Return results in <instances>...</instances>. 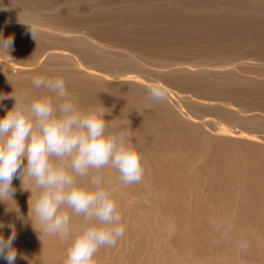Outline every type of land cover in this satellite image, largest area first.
I'll return each instance as SVG.
<instances>
[{"label": "bare ground", "instance_id": "bare-ground-1", "mask_svg": "<svg viewBox=\"0 0 264 264\" xmlns=\"http://www.w3.org/2000/svg\"><path fill=\"white\" fill-rule=\"evenodd\" d=\"M24 1L34 2L36 6L33 3L35 7L23 9L17 5L20 2L18 0L8 2L11 4H6L7 6H0V38H13L12 49L7 51L0 48V51L3 50L0 52V94L9 97L0 101V118L15 104L11 94L22 103L51 95L45 89H35L32 85L33 77L59 76L65 80L71 98L80 107L106 108L104 110L109 112L104 119L112 121L110 123H115L119 131L130 136L131 142L143 156L144 177L138 184H120L119 174L111 168L101 172L106 186L113 190L114 198L124 216L126 234L116 247L100 249L95 257L96 264H264V133L257 134L253 130L254 127L264 126L262 111L247 114V111L243 113L242 107L243 110L212 97H194L188 92H176L161 81L140 74V69L148 70L151 66L137 53L101 44L90 35L75 29L77 23L81 22L83 25L82 22H85L87 25H84L91 26L94 20L91 21V16L81 17L77 14L106 11L112 14L111 20L118 19L113 22V29L121 34L126 31L130 33V22L133 20L129 18L131 21L128 24L122 21H128L124 17L119 20V16L113 13L124 11L133 12L132 14L135 12L136 15L141 12V15L145 12L148 14L137 15V20L133 18L135 15H131V18L136 20L133 22L134 26L136 22L140 24V30L141 24L145 26L144 30L149 28L145 31L146 34H142H149L155 50L162 48L166 38H176L181 33L180 29L185 26H193L199 31L201 26V34L202 29L206 30L205 34L211 37V41L212 38L214 40L207 43L209 46L216 45L217 41L225 45L238 39L241 41L240 36H244L243 42L248 44L252 37H261L263 40L264 0ZM187 4L192 5H189L190 9L185 6ZM206 19L216 25L214 33H210V22H202ZM238 21V28L243 26L244 29L247 28V32L241 34L238 28L239 32H235L236 29L230 32L227 26L233 27ZM95 22L97 24V20ZM201 22L210 27L209 33L208 27L203 28ZM153 26L157 28V32ZM135 27L137 30L138 27ZM217 27H227L229 31L225 32L226 29H223V32ZM132 28L135 29L133 26ZM151 28L155 35H152ZM164 29L179 31L177 35H173V32L166 37L165 32H162ZM185 31L187 28L184 33ZM188 32L191 30L186 35ZM195 33L193 35L197 34ZM184 35L181 36L185 41ZM193 35L188 37L192 36L193 40ZM172 39L167 41L173 42ZM199 39L200 42L202 39ZM256 39L254 42L258 41ZM179 40L181 41L180 37ZM138 41L137 43L142 42ZM58 42L63 46H57ZM175 42L177 44L176 40ZM243 42L241 41L242 45ZM173 43V46L176 45ZM189 43L195 46L194 43ZM217 45L215 47H219L218 43ZM223 46L220 50H213L216 54H210V50L205 52L204 47V50L200 48L204 53L199 64L166 69L153 67L152 71L160 73L171 83L182 87L190 86L196 91L208 92L209 89L206 88L213 82L219 95L231 96L246 106L257 104L260 109L263 108L264 77L243 75L235 69V65V68L230 67L231 64L212 65L218 61L217 58H222L218 62H229V55L225 56L229 51L223 50ZM164 47L162 49L165 53ZM174 47L172 51L176 48ZM188 49L190 48L187 51ZM171 50L166 53L176 51ZM184 50L185 47L181 49ZM76 55H80L84 62ZM89 57L96 58V62ZM90 62L102 63L104 67L94 66ZM241 63L244 66L253 64L249 60H242ZM112 64L124 70L110 72L107 67L110 68ZM157 85L166 92L163 102L149 99L148 90ZM213 91L215 92L212 88ZM210 92L211 90L208 93L211 94ZM184 106L193 113L186 112ZM204 108L219 117L241 122V125L243 123V128L245 125H248L247 128L251 127L249 130L234 129L212 115L197 114ZM13 186L16 188L13 200L8 198L0 202V224L4 225L0 228V235L7 238L12 231H16L14 246L19 253L16 264H64L68 242L34 229L39 228V224L35 223L34 214L29 212L28 202L30 197L34 202L39 190L30 180L25 183L24 188L31 189L32 193L23 188L20 179H14ZM80 219L73 217V224H78ZM213 219L229 230L227 238L215 246L212 242L219 241L221 236L210 225ZM241 241L249 245L246 253L239 252L238 244ZM0 264H5V261L0 260Z\"/></svg>", "mask_w": 264, "mask_h": 264}, {"label": "clouds", "instance_id": "clouds-1", "mask_svg": "<svg viewBox=\"0 0 264 264\" xmlns=\"http://www.w3.org/2000/svg\"><path fill=\"white\" fill-rule=\"evenodd\" d=\"M12 47L13 38H0V48ZM32 85L51 95L22 103L11 94L15 104L0 118V202L13 200L14 179L22 180L23 188L32 181L39 190L34 202L31 197L28 202L39 224L34 229L68 242L64 264H96L100 249L116 247L126 234L124 216L101 172L111 168L120 184H138L144 177L143 156L130 136L104 119L106 108L80 107L62 77L35 76ZM148 91L153 101L166 99L158 85ZM7 98L0 94V101ZM73 217L80 222L74 225ZM210 225L221 236L212 242L215 246L229 230L215 219ZM16 239V231L7 238L0 235V260L5 264H16ZM248 248L247 242L238 244L240 253Z\"/></svg>", "mask_w": 264, "mask_h": 264}, {"label": "rangeland", "instance_id": "rangeland-1", "mask_svg": "<svg viewBox=\"0 0 264 264\" xmlns=\"http://www.w3.org/2000/svg\"><path fill=\"white\" fill-rule=\"evenodd\" d=\"M5 1V2H4ZM15 1H17V0H15ZM20 1V2H19ZM23 1L24 0H18V2H19V4H17V5H19L21 8H25V9H27V8H33V7H35L36 6V3H34V2H31V1H24V3H23ZM56 1H58V0H56ZM8 2H13V0H0V3H2V4H0V6H7L6 4H11V3H8ZM17 2V3H18ZM25 2H27V3H25ZM4 3V4H3ZM23 3V4H22ZM33 3L35 4V6L33 5ZM183 3V2H182ZM186 3H188V2H184L183 4H186ZM30 4V5H29ZM190 6H192L191 4H189ZM188 4L187 5H185V6H189ZM30 6V7H29ZM32 6V7H31ZM190 6L188 7L189 9H190ZM124 11H122V12H120L119 13V11H118V13H116V12H111V13H113V14H117L119 17V20H121L122 18L121 17H124L126 20H128V21H125V20H123L122 19V21H124V22H126V23H128V22H130L131 20H133L132 22H130L131 24H130V26H131V29H129V31H133L134 30V33L132 32H130V33H128V31H126L125 32V34L124 33H120V32H117V30L116 29H113V27H114V23L113 22H116L117 20L115 19V21L112 19H110V17L112 16V14H110V13H108V12H106V11H102V12H96V11H91V12H82V13H80V14H77V15H79V16H81V17H89V16H91L92 18H91V21H92V19H94L95 21L97 20V24H96V22L93 20L92 21V24H91V26L90 25H88V26H86L87 24L85 23V22H82L83 23V25H84V23L86 24V25H82V24H80V23H77L78 25L80 24V26H78L77 24L75 25L76 26V28L75 29H77L78 31L80 30V32H84V33H86V34H88V35H90L92 38H94L96 41H99L101 44H104V45H110V46H115V47H118V48H122V49H124V50H130V51H132V52H134V53H137L138 55H140V57L142 58V60H145L150 66H151V68L150 69H140V71H139V73L140 74H142V75H144V76H148V77H150L151 79L153 78V79H157V80H159V81H161L162 83H164V84H166L167 86H169L171 89H173L174 91H176V92H179V93H187L188 92V94H191V95H193L194 97H199V95L200 96H202V97H209V98H215V100H217V101H223L225 104L226 103H231V104H233L234 106H236L238 109H240L241 107L245 110H243L242 108H241V110H243V113L245 112V113H247V114H256V112H260L261 113V111H262V113L264 114V107L262 108L261 107V109H260V106L259 105H257V104H252V105H245V104H241V103H239V102H237L235 99H233L231 96H228V95H225V94H221V95H219V92H218V90L217 89H215L216 88V86L214 85V83L212 82L211 84L209 83V85H208V87L206 88L207 90L209 89V91L211 90V94H209L207 91H196V89H194L193 87L191 88L190 86H185V87H182L181 85H179V84H176V83H171L170 81H168L163 75H160V73L158 74H156V71L155 70H153L152 71V68L154 67V68H159V69H166V67L167 68H169V67H172V66H178V65H189V64H199V63H201V58L203 57V53H202V51L204 50L205 52H207V51H209V53L211 54H213L214 52H215V54H216V51H213V50H220V48H221V46L222 45H224L223 46V50L225 49H227V51H229L230 52V54H232V55H230L229 54V52L227 53L226 51H224V53L226 54L225 56H228L229 55V60L228 59H225V60H228L229 62L227 63V62H218L219 60L221 61V59H218L217 58V62H213L212 63V65L213 64H215V65H224L225 63L226 64H231V65H229L230 67H232L233 66V68H235L239 73H241V74H243V75H247V76H252V77H255V78H262L263 79V77H264V35H263V37H262V39L263 40H261V37H260V39H256V40H258L257 42H254V38L252 37V41L250 42L249 41V43L247 44L246 43V41L245 42H243L244 40H245V38H241V36H240V39H241V41L243 42V44L244 45H242L241 44V41L238 39L236 42H232V43H226L227 45H225V43H222V42H218L217 41V39H216V41H217V43L219 44V47H215V46H218L217 45V43H216V45L215 44H210V46L209 45H207V43H212V41L214 42V40H213V38H212V41H211V37L209 38V36H207L206 34H205V32H206V30H204V29H202V34L200 33L201 32V26H199L200 27V31H199V29L197 30V29H195V28H193V26H190V27H187V26H185V27H183L182 29H180V31H181V33H184V29L185 28H187V31H190L191 30V32H188L189 34H187L186 35V32L187 31H185V35L184 34H181L180 32H179V34H178V31L176 30V32H174V30H172L171 31V29H164L162 32H165V34L167 35L166 37H168L169 35H171V34H173V32H174V34L173 35H177V36H179L180 38H181V41L179 40L178 41V39H179V37H177L176 36V38L174 37V36H172V37H174L175 38V40L177 41V44L180 42L181 44H186V45H181L180 43V45L178 44H176V42H175V40H174V38L172 39V38H166V43L168 42L169 43V41H171V39H172V41L174 42H170L169 44L167 43V45H165L166 43L164 42V45L162 46V44L160 45V46H162V48L165 46L166 47V49L167 48H170V50L171 49H173V47L175 46L176 48L178 47V49H176L175 47V49L173 50V51H175L174 53H171V52H168V54L166 53L167 51H170V50H166V49H164V51H166L165 53L163 52V49L161 50L160 48L159 49H157L156 48V50H155V47L154 46H152L153 45V41H151V40H149L150 38V36H149V34L147 33V36L145 35L146 34V30H149V28L147 29V27H146V30H144L145 29V26L143 25V24H141L142 25V27H141V30H140V24L138 23V22H136V24H135V26H137L138 27V29L136 30V27L134 26V23L133 22H135L137 19L135 18L137 15H139L141 12H138V13H136V15H135V12H134V14H132L133 12H124ZM130 14V16H129V14ZM146 14H148V13H146ZM145 14V12H143V14H141V15H139V16H142V15H146ZM93 15H95V16H93ZM117 15H116V17H117ZM128 15V16H127ZM131 15H135L134 17L133 16H131ZM94 17V18H93ZM131 17H133L134 19H136V20H134L133 18H131ZM138 17V16H137ZM121 18V19H120ZM131 20H130V19ZM209 20H211V19H209ZM208 22V19H206V20H203L202 22ZM190 22H192V21H190ZM202 22H201V25H202V27L204 28L205 27V29L208 27L206 24H204L205 26H203V24H202ZM210 22V21H209ZM208 22V23H209ZM211 23V22H210ZM239 21L238 22H235L234 23V25L236 26V28H235V26H227L229 29H230V32L232 31V32H234V29H236L235 30V32L237 31V32H239V30L238 29H240V32H241V34H243V33H245V32H247L246 31V29H244L245 27H243V26H240L239 28H238V26H239ZM100 24V25H99ZM102 24V25H101ZM129 24V23H128ZM138 24V25H137ZM212 24H214V23H211L210 25V27L211 28H213V30L210 28V27H208L207 29V33H209V28H210V33H214L215 32V30H214V28L216 27V25L214 24V27H213V25ZM209 25V24H208ZM238 25V26H237ZM90 26V27H89ZM132 26L135 28V29H133L132 28ZM144 26V27H143ZM156 26V25H155ZM155 26H153V29H155V31L157 32V28L155 27ZM196 26V25H195ZM194 26V27H195ZM197 26V27H198ZM89 27V28H88ZM196 27V28H197ZM198 27V28H199ZM227 27H225V28H223L224 30L227 28ZM115 28V27H114ZM144 28V29H143ZM160 28V27H159ZM193 28V29H192ZM233 28V29H232ZM238 28V29H237ZM142 29L144 30V31H142ZM152 29V28H151ZM152 29V30H153ZM189 29V30H188ZM195 29V30H194ZM217 29H221L223 32H224V30L222 29V28H218L217 27ZM216 29V31L218 32L219 30H217ZM229 29L227 30H225V32L226 31H229ZM93 30V31H92ZM193 30H194V32H193ZM204 30V31H203ZM220 30V31H221ZM96 33H95V32ZM112 31V32H111ZM116 31V32H115ZM138 31V32H137ZM141 31V32H140ZM151 31V30H150ZM159 31V30H158ZM196 31H199V32H196ZM116 33V35L118 36H116L115 35V33ZM140 32V33H139ZM142 32H144L143 34H142ZM193 32V33H192ZM197 34H196V33ZM118 33V34H117ZM127 33V34H126ZM168 33H169V35H168ZM190 33H192V34H190ZM196 34V35H193V34ZM120 34V35H119ZM132 34V35H131ZM142 34V36H138V35H141ZM155 35L156 33L154 32V30L152 31V35ZM240 34V33H239ZM126 35V36H125ZM181 35H184V38H185V41H187V42H185L184 41V39H182V36ZM189 35H193V40L191 39L192 38V36L191 37H188ZM199 35V36H198ZM202 35H206L205 36V38H204V36L202 37ZM133 36V37H132ZM147 38H146V37ZM149 36V37H148ZM196 36V37H195ZM201 36V37H200ZM120 37V38H119ZM135 37V38H134ZM144 37V38H143ZM152 37V36H151ZM186 37H187V39H186ZM198 37H200V39H202V40H200ZM196 38V39H195ZM130 39V40H129ZM142 39V40H141ZM170 39V40H169ZM192 41H191V40ZM198 39L200 40V42L198 41ZM205 39V40H204ZM208 39V40H207ZM244 39V40H243ZM251 39V38H250ZM254 39V40H253ZM136 40V41H135ZM138 40H140V41H142V42H140V43H137V42H139ZM144 40H145V42H144ZM167 40H169V41H167ZM197 40V42L199 43V44H197V42H195ZM261 40V41H260ZM209 41V42H208ZM260 41V42H259ZM185 42V43H184ZM189 42H192V43H194L195 44V46L193 45V44H191V43H189ZM240 42V43H239ZM254 42V43H253ZM58 43H60V44H58ZM56 45L58 46H63L62 45V43L61 42H58ZM126 43V44H125ZM134 43V44H133ZM139 44V45H137V44ZM172 43L173 44H176V45H172ZM201 43V44H200ZM222 43V44H221ZM237 43H239V44H237ZM246 43V44H245ZM252 43V44H251ZM190 44V45H189ZM221 44V45H220ZM240 44H241V46H240ZM142 45V46H141ZM152 47H151V46ZM170 45V47H167V46H169ZM189 45V46H188ZM192 45L195 47V48H193L192 47ZM197 45V46H196ZM201 45V47H199V46ZM205 45H207V48H208V50H206L207 48H206V46ZM212 45H215L214 47L212 46ZM250 45V46H249ZM146 46V47H145ZM179 46H182L183 48L185 47V50L184 51H181V49H183L182 47H181V49L179 48ZM195 50H193L191 47ZM205 46V47H204ZM244 46V47H243ZM249 46V47H248ZM65 47H67V46H65ZM127 48V49H125V48ZM164 47V48H165ZM202 47H204V49L202 48ZM241 47V48H240ZM120 48V49H121ZM142 48V49H141ZM150 48V49H149ZM187 48H190V49H188V51H187ZM200 48H202L203 50H201ZM231 48H233V49H231ZM137 49V50H136ZM145 51H144V50ZM180 49V51H178ZM192 49V50H191ZM197 49V50H196ZM221 49V50H222ZM241 49V50H240ZM245 49V50H244ZM247 49V50H246ZM255 49V50H254ZM147 50H149V51H147ZM155 50V51H154ZM161 50V51H160ZM191 50V51H190ZM199 50V51H198ZM1 51H3V50H1ZM0 51V52H1ZM136 51V52H135ZM153 51V52H152ZM172 51V50H171ZM172 51V52H173ZM187 51V52H186ZM240 51V52H239ZM262 51V52H261ZM141 52V53H140ZM179 52H180V54H179ZM184 54H183V53ZM185 52H186V55H185ZM199 52V53H198ZM235 52V55L233 54ZM258 52H260V53H258ZM2 53H4V52H2ZM145 55H144V54ZM147 53V54H146ZM150 53V54H149ZM162 53V54H161ZM170 53V54H169ZM240 53V54H239ZM178 54H179V57H178ZM191 54V55H190ZM192 54H193V56H192ZM200 54V55H199ZM217 54H220V52H217ZM222 54H223V52H222ZM237 54V55H236ZM159 55V56H158ZM163 55V56H162ZM166 55V56H165ZM176 55H177V57H176ZM189 55V56H188ZM196 55V56H195ZM201 55H202V57H201ZM12 57H16L15 55H11ZM10 56V57H11ZM77 56V58L81 61V62H84V60L82 59V58H80V55H76ZM168 56V57H167ZM184 56H186V57H184ZM192 56V57H191ZM195 56V57H194ZM220 56V55H219ZM222 56V55H221ZM231 56V57H230ZM170 57H172L171 59H170ZM201 57V58H200ZM235 57V58H234ZM241 57H244V58H242L241 59ZM249 57V58H248ZM90 58V57H89ZM140 58V59H141ZM196 58V59H195ZM198 58V59H197ZM200 58V59H199ZM220 58V57H219ZM227 58V57H226ZM248 58V59H247ZM90 59H93L94 61L96 60V58L94 59V57L92 58H90ZM151 59H153V60H151ZM164 59V60H163ZM238 59H240L241 61L243 60V61H248L249 60V63H253L252 65H249V66H244L242 63H241V61L240 60H238ZM98 60V59H97ZM167 60V61H166ZM200 60V61H199ZM252 60V61H251ZM151 61V62H150ZM163 61V62H162ZM199 61V62H198ZM231 61V62H230ZM96 62V61H95ZM95 62H90V64H92V65H94V66H96V65H98L97 67H104V64H102L101 62V65L100 64H98L99 63V60H98V63L96 64ZM243 65V66H241V64ZM220 63V64H219ZM238 64V65H237ZM113 65V64H112ZM112 65L111 66H109L110 68H108L107 67V69H109V71L110 72H115V73H117V72H120V70H122L123 68L121 67H116L115 65H113L114 66V68H112ZM234 65H235V67H234ZM116 67V68H115ZM238 67V68H237ZM244 67V68H243ZM120 69V70H119ZM124 70V69H123ZM142 70V71H141ZM151 71V72H150ZM138 72V71H137ZM248 74H250V75H248ZM261 74V75H260ZM250 76V77H251ZM166 79V80H165ZM187 87V88H186ZM212 88H213V90H215V92L213 93L212 92ZM187 89V90H186ZM189 89V90H188ZM218 92V93H217ZM202 93V94H201ZM206 93H208V94H206ZM205 95V96H204ZM235 100V101H234ZM237 102V103H236ZM236 103V104H235ZM259 107V108H258ZM184 109H185V111L186 112H191V110H190V108H188L187 106H184L183 107ZM249 109H251V110H249ZM240 110V111H241ZM247 111V112H246ZM254 111H256V112H254ZM242 112V111H241ZM252 112H254V113H252ZM185 113V112H184ZM191 113H193V112H191ZM197 114H200V115H207V116H210V115H212V117H216L217 118V120L219 121V120H221L222 122H224V123H226V124H228V125H231L233 128L235 127V128H238V129H245V128H247V126L248 125H245V123H244V125H245V128H243L242 127V125H243V123H242V125H241V122H234V121H231V120H227V119H225V118H223V117H219V115H217V114H215V113H213V111H211V110H209V109H203L201 112H197ZM226 120H227V122H229V123H227L226 122ZM234 125V126H233ZM231 127V128H232ZM250 127L251 126H249V128H247L246 130H249L250 129ZM234 128V129H235ZM253 128V127H252ZM255 129H253V130H255L254 132L255 133H257V134H261V133H264V126L263 127H258V128H256V127H254ZM253 130H252V132H253Z\"/></svg>", "mask_w": 264, "mask_h": 264}]
</instances>
